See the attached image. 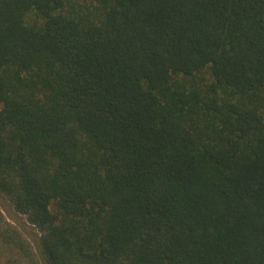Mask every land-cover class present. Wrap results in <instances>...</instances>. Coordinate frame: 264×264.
Here are the masks:
<instances>
[{
	"label": "trees",
	"instance_id": "16d2710c",
	"mask_svg": "<svg viewBox=\"0 0 264 264\" xmlns=\"http://www.w3.org/2000/svg\"><path fill=\"white\" fill-rule=\"evenodd\" d=\"M0 264H264V0H0Z\"/></svg>",
	"mask_w": 264,
	"mask_h": 264
},
{
	"label": "rangeland",
	"instance_id": "374dc122",
	"mask_svg": "<svg viewBox=\"0 0 264 264\" xmlns=\"http://www.w3.org/2000/svg\"><path fill=\"white\" fill-rule=\"evenodd\" d=\"M0 210L6 216L9 222L21 229L29 241H35L37 239V232L32 229V226L27 222L26 217L21 215H16L12 213L8 201L0 195ZM6 256L4 248L0 245V261H2Z\"/></svg>",
	"mask_w": 264,
	"mask_h": 264
}]
</instances>
